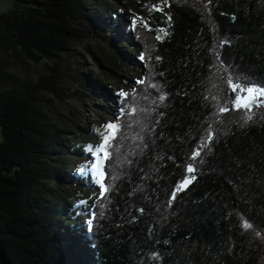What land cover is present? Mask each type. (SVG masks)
<instances>
[{"label":"trees","instance_id":"obj_1","mask_svg":"<svg viewBox=\"0 0 264 264\" xmlns=\"http://www.w3.org/2000/svg\"><path fill=\"white\" fill-rule=\"evenodd\" d=\"M116 1L15 0L0 14V264H264V103L238 109L230 91L264 86V0H137L152 22L127 26L135 41L118 38ZM114 47L142 77L119 102L105 190L80 226L62 181L88 195L67 157L95 147L97 120L54 102L131 66ZM87 59L108 71H82Z\"/></svg>","mask_w":264,"mask_h":264},{"label":"rangeland","instance_id":"obj_2","mask_svg":"<svg viewBox=\"0 0 264 264\" xmlns=\"http://www.w3.org/2000/svg\"><path fill=\"white\" fill-rule=\"evenodd\" d=\"M109 1L111 3H118L116 0ZM121 2H124L125 5H123V7L121 8L124 11V16H122L123 19L119 22V27L122 28L121 31H123L124 33L118 36V38L120 39L123 35L125 36V34H129L131 35V40L135 41L134 33H128L127 26L134 25L133 21H135V23L137 21H142L146 25L151 26L152 14L149 11L144 10L137 0H121ZM14 3L15 0H0V14L11 10L14 7ZM83 44L85 46L87 45L91 47L92 50L93 48H96L97 52L93 51V54H95L96 58L99 57L98 54L103 55L102 53L105 52L104 48H97V41L95 39H88L83 42ZM117 44L120 47L119 44L121 43H119V41L117 42ZM123 50L126 51V49L124 48L118 49L117 47H114L115 55L118 58H120V56L123 57L124 55V62H126V60H130L131 62L133 61L131 66H124V68L116 70L117 74H110L109 76L104 77L105 81L103 83H101L100 81H96L94 79L95 77L91 76L93 84L94 86H96V88L94 87V91L93 89L86 91L87 95L85 100L78 99V97L66 96L63 100L61 99L54 102V105L58 109L60 114L67 116L70 120H73L75 123L81 124L84 127L89 126L90 122H96L97 120V122L92 126L94 129L99 130V138L91 140L93 141L95 147L92 150L88 151V153L84 155L83 158L76 155H69L67 157V162L70 164L69 171L83 166L82 169L85 173L84 176H86L87 174L89 180L87 182V178H83L85 181L84 184H86L87 182L89 186L88 195L85 193L87 191H82V186L79 187L78 185L72 183V180L62 181L63 183H66L65 185H63L65 188L63 187L62 191L67 190V194L70 195V197H68L67 195H65V197L69 199L67 202L70 203L71 206H76V198H78L79 194L80 200L78 201V204H81L84 207L78 210L79 212H81V216L79 218L80 226L90 223V220L92 218L90 209H92L95 199H98L99 196H102L105 190L103 184L104 163L106 158L105 145L107 144L108 140L115 135L118 127V106L121 98L125 96L121 95V93H126L127 90L130 89L128 85L131 84L132 86H134L135 83L141 80L142 77V74L140 73V67L138 66L139 59H137L135 55L130 53H127L128 56H126ZM106 51L109 52L108 50ZM112 55V58L116 59V56L114 54ZM107 56L108 55L104 54L105 58ZM85 62L86 63L83 66L80 65V68H82V71L84 72H89L92 68H95L96 74H100L102 70L108 71L107 67L104 66L105 63L102 59H97L96 61L87 59ZM98 63H101V65H103L102 69L100 68L98 70ZM31 69L37 70L42 69V67L39 64H33L31 66ZM12 72L24 76L27 71L21 68L12 67ZM234 86H236L235 91H233ZM75 88H78V86L76 85ZM243 89L244 88L240 85L231 86V101L234 105L237 97L245 95ZM263 98L264 97H260L259 99L262 100ZM98 121L101 123H99ZM101 124H104V126L102 127ZM109 124H115L116 127L109 128ZM68 130L69 132H67ZM71 130L72 129H66L65 131V136L67 137L65 139L66 142H68V140L75 135ZM193 177L194 171L188 172V177L185 180L188 181V183H184L185 181L182 182L179 185L180 188H186L193 180ZM83 193L85 194V196L82 195Z\"/></svg>","mask_w":264,"mask_h":264},{"label":"snow or ice","instance_id":"obj_3","mask_svg":"<svg viewBox=\"0 0 264 264\" xmlns=\"http://www.w3.org/2000/svg\"><path fill=\"white\" fill-rule=\"evenodd\" d=\"M133 23L135 24V21H133ZM246 80V78H245ZM231 82V81H230ZM141 83H143V81H141ZM236 90V86L233 87V91ZM245 95H241L240 97L236 98V102H235V107L236 108H245L248 109L249 111L251 110V106L253 103H256L257 105H259L260 103H264V101H261L259 98L260 97H264V86H248L246 88L243 89ZM121 95H125L127 96V93H121ZM243 102V103H241ZM226 109H221V111H225ZM248 119H251L252 117L249 115L247 117ZM109 128H115L116 125L115 124H109L108 125ZM189 172H192L193 169L191 168V166L188 169ZM195 177H193L194 179ZM184 183H188V181H185ZM175 198V193H173V199ZM245 227H250V225H245Z\"/></svg>","mask_w":264,"mask_h":264}]
</instances>
